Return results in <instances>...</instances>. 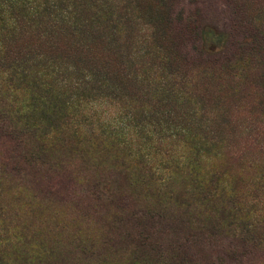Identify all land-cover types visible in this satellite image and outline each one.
Here are the masks:
<instances>
[{
  "label": "rangeland",
  "instance_id": "374dc122",
  "mask_svg": "<svg viewBox=\"0 0 264 264\" xmlns=\"http://www.w3.org/2000/svg\"><path fill=\"white\" fill-rule=\"evenodd\" d=\"M126 2L140 16L136 29H145L138 36L166 38L160 15L170 5L179 23L203 28L207 46L226 50L227 61L176 67L195 84L193 124L209 130L214 147L202 169L215 175L211 191L217 177L227 195L203 198L174 175L178 187L127 189L108 162L85 172L74 160L49 174L47 160H22L20 147L3 139L2 237L33 236L44 251L40 264H264V180L255 179L264 155L253 148L264 143V0ZM175 42L183 53L191 47L184 37Z\"/></svg>",
  "mask_w": 264,
  "mask_h": 264
},
{
  "label": "trees",
  "instance_id": "16d2710c",
  "mask_svg": "<svg viewBox=\"0 0 264 264\" xmlns=\"http://www.w3.org/2000/svg\"><path fill=\"white\" fill-rule=\"evenodd\" d=\"M176 17L167 5L161 39L152 30L138 36L145 29L126 0H0V141L34 165L47 160L51 174L74 160L85 172L108 162L127 189L178 187L174 175L203 198L226 196L217 177L211 191L215 175L202 169L214 147L209 130L193 124L195 84L176 67L227 61L226 50ZM253 148L264 155V143ZM2 233L0 225V264L44 262L33 236Z\"/></svg>",
  "mask_w": 264,
  "mask_h": 264
}]
</instances>
